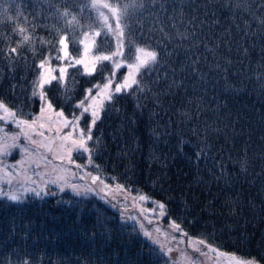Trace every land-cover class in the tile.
<instances>
[{
  "label": "trees",
  "instance_id": "16d2710c",
  "mask_svg": "<svg viewBox=\"0 0 264 264\" xmlns=\"http://www.w3.org/2000/svg\"><path fill=\"white\" fill-rule=\"evenodd\" d=\"M96 1L118 12L130 5L125 44L156 51L158 62L141 70L142 93L105 104L92 167L110 185L165 203L166 224L181 223L189 237L264 258V0H0V101L25 119L39 113L37 65L57 54L61 35L76 58L92 33L93 55L114 50ZM72 16L79 26L66 24ZM21 26L31 42L9 56ZM111 72L108 62L92 76L68 67L44 91L56 110L79 114L74 105ZM48 190L55 194L0 200V264H174L119 202Z\"/></svg>",
  "mask_w": 264,
  "mask_h": 264
},
{
  "label": "snow or ice",
  "instance_id": "6c2138e0",
  "mask_svg": "<svg viewBox=\"0 0 264 264\" xmlns=\"http://www.w3.org/2000/svg\"><path fill=\"white\" fill-rule=\"evenodd\" d=\"M130 5H123V8L118 12L115 8H112L108 4H104V8H110L112 15L115 17L116 25L115 29H112L111 25H108L109 31L115 37V48L109 53L97 52L91 56L89 61L87 57L89 56L90 49L87 44H84V51L80 58L71 56L69 53V37L61 35L57 44L59 47L55 48L56 55L54 57H45L41 60L37 68L40 70V75L36 81H34V89L32 96L38 98L41 102L40 113L30 119L23 118L24 114L20 109H11L4 102L0 101V132H4V135L0 137V200H7L12 203H23L27 198V194H33L36 197H41L42 193L46 195H54L55 193L48 190V185L58 186L59 192H65L66 188H70L71 191L78 196H87L90 193H95L100 196L101 199H105L112 189H115L118 196H114V199H120L125 204L128 200H131L133 204H139L140 215L147 220L148 224H153L155 222L156 231L158 233L163 232L162 224L166 216H168V210L165 203L157 202L153 198L149 197L147 194L136 192L133 193L131 188L125 185L115 184L110 185L106 181L109 178L102 177L99 171L93 174L90 171H86L89 166H94L92 162V156L95 153L96 147L99 144V138L93 137V130L100 119V113L104 110L106 103H111V101L118 95L123 94H134L135 92H143L144 87L140 83L138 77L142 76L141 70L152 71L153 65L158 62V53L156 51L150 50L146 47H133V41L129 40L127 45L125 44V32L124 28L129 26L122 23L127 16V9ZM143 7V4L139 5ZM93 7H96L93 4ZM163 7V6H161ZM19 15V14H18ZM62 16L67 17L69 13L64 11L61 13ZM103 15V13H101ZM9 20L14 18L9 16ZM105 24L108 23V17H104ZM79 26V22L76 16H72L71 20L66 21V24ZM264 23V21H261ZM18 32L21 36L20 43L16 47H11L7 51V55H19L18 49L24 44L31 42L30 35L26 34L27 29L25 27H18L13 30ZM59 34V29H57ZM87 35V33H85ZM100 35V33H96ZM105 36L108 35L107 32L104 33ZM73 43L76 41L73 40ZM45 43V41H41ZM80 43H83L81 41ZM127 47V54L125 53V48ZM60 53H63L61 55ZM51 59L64 62L62 66L57 68L46 69V65H50ZM131 61V62H129ZM105 62L112 65V72L106 77V82L103 84H95L92 88L87 89L85 96L74 105V109H80L79 114L75 112L65 115L63 109L56 112L57 117L61 121L62 127L52 128L49 126L45 128V123H39V127L36 125L39 121L44 118L46 109H53L51 101L48 100L47 95L44 91L46 85H50L52 81L63 80L67 72L68 67L82 66L83 74L92 76L97 71V66L101 68L104 66ZM91 65V66H90ZM125 69L126 74L123 75L122 79L117 82L116 75L121 70ZM47 72V75H46ZM53 72H58L59 76L51 75ZM103 75V72H101ZM49 76L51 77L49 79ZM95 92V95H93ZM19 113V115H18ZM88 117V122L81 126V120ZM51 125V121H46ZM8 124L13 125L19 129V132L15 135L8 136L5 128ZM63 129H69L68 132L62 134ZM47 131L48 135H45ZM23 137L25 143L20 144L19 141ZM51 137V139L49 138ZM59 140V152L53 154L51 159H49L50 153L54 152L53 145ZM11 141V143H9ZM70 141V145L66 148L65 145ZM36 146L32 148L31 146ZM44 149V153H40L39 149ZM18 150L21 155V159L14 163L5 160L8 156H11L13 151ZM74 153L79 156L87 155V164L81 165L76 163L73 159ZM65 155L67 156V163L74 165L78 170H84V175L90 177V185H77L72 183L68 177H75L77 172L72 171L71 168L65 166H54L51 170H47L49 164L53 160H59L61 165L64 162ZM199 156V154H197ZM34 165V168H33ZM95 167V166H94ZM37 169H42L41 171H36ZM29 170H32V175H29ZM33 176L39 178L40 183L43 187H32L31 185H36L37 180L33 179ZM80 179H84V176H80ZM103 193V195H101ZM149 204L152 207H147ZM115 206V204L113 205ZM129 219H134L129 216ZM141 230H143V235L145 237H150V232L144 230V225H140ZM169 228L171 233L165 232V236H170V242L177 240V235L181 238L178 243H183L184 237H188V244L192 247L193 251L206 255L207 253L212 254L214 264H264V258L257 259L255 257L245 256L238 253H225L220 251L218 248H213L207 244V242L202 238H191L181 227V223L175 220L169 219ZM153 244L159 245V251L161 256L167 257L176 264V258L171 257L173 249L165 244H161L159 240L153 239ZM203 246V247H201ZM168 264V260H166Z\"/></svg>",
  "mask_w": 264,
  "mask_h": 264
},
{
  "label": "rangeland",
  "instance_id": "374dc122",
  "mask_svg": "<svg viewBox=\"0 0 264 264\" xmlns=\"http://www.w3.org/2000/svg\"><path fill=\"white\" fill-rule=\"evenodd\" d=\"M95 4L98 7H101L100 10V14L103 13V15H101V22L103 24V27H105L106 29H108V25H111L112 29H114L115 25H116V20L115 17L112 15L110 8H104L103 4H101L100 2L96 1ZM99 12V11H98ZM108 17V23L107 25L105 24L104 21V17ZM110 34L112 33L111 31L109 32ZM96 35V34H95ZM94 33L92 34H88L86 37L83 36V39L81 41H83L82 43V49L84 48V44H87L89 46L90 49V53L89 56L87 57V59L90 61L91 60V56L93 55V51H94V44L98 38V36H95ZM114 41H115V37L113 36ZM116 44V41H115ZM69 51V50H68ZM83 54V53H82ZM64 62L60 61L57 63H54L52 60L50 62V65H46V69H50V68H57L59 66H62ZM91 66V65H90ZM55 72L51 73V75H55ZM119 74V75H118ZM126 74L125 69H121L117 75H116V81L119 82L123 75ZM47 75V72H46ZM51 77L49 76V79ZM104 82H106V78L103 80V82H99L97 84H103ZM47 86V85H46ZM93 95H95V92H93ZM56 112H58V110H56L54 107L53 109H46L45 114H44V118L38 122V124L36 125V127H39V123L44 122L45 123V128L47 129L49 126H51L52 128H60L62 127L61 125V121L60 119L57 117ZM40 113V111H39ZM38 113V114H39ZM2 114V113H0ZM35 114L34 116L38 115ZM101 115V113H100ZM33 116V117H34ZM50 120L51 121V125H49L48 123H46V121ZM88 120V119H87ZM81 126H83L82 121H81ZM0 127H3V125H0ZM5 131L7 133L8 136H12L15 135L19 132V129L14 127L11 124H8L7 127L5 128ZM69 129H63L62 130V134L68 132ZM94 131V130H93ZM4 135V132H0V137H2ZM45 135H48L47 131L45 132ZM51 139V137H49ZM9 143H11V141H9ZM20 144H24L25 141L23 139V137H21ZM59 140L57 139L56 143L53 145V149L54 152L48 154L49 155V159H51L53 154L58 153L60 150L58 148L59 146ZM70 145V141L68 142V144L65 145V151L66 148ZM32 148H35L36 146H31ZM40 153H44L45 150L44 149H39ZM21 159V155L19 154L18 150L13 151L11 156H8L5 160L6 163L11 162L14 163L17 160ZM73 159L76 161V163H79L81 165L87 164V160L88 157L87 155H83V156H79L76 155L74 153L73 155ZM65 166L68 168H71L72 171L77 172V175L75 177H71L69 176L68 179L72 182L75 183L77 185H81V186H85V185H90V177L84 175V170H78L75 168L74 165H70L67 163V156L65 155V159L63 164L61 165V162L59 160H53L51 164H49L48 169L47 170H51L52 167L54 166ZM34 168V165H33ZM42 169H37L36 171H41ZM86 171H90L93 174H96L97 172L95 171V169L92 166H89ZM29 175H32V170H29ZM80 176H84V179H80ZM33 179L37 180V184L36 185H31L32 187H43L44 185L42 183H40L39 178L36 176H33ZM56 187L57 189L58 186H54V185H48V188H53ZM66 192L71 191L70 188H66L65 189ZM73 193V192H72ZM91 194H95V193H91ZM28 195H33V194H27ZM96 195V194H95ZM101 195H103V193H101ZM119 194L116 193L115 189H112L108 196L104 199L106 202H119L122 209V212L126 215V216H131L134 219H131L132 222L139 228V230L143 233V230H141L140 225L143 224L144 225V230H147L150 232V237H146L148 239H157L160 241L161 244H165L169 247H171L173 249L172 253H171V257H175L176 258V264H214V260L212 258V254L211 253H207L206 255H202L201 253L195 252L193 251L192 247L188 244V237H184L183 243H178V241L181 239L179 237L178 234L177 235V240L176 241H171L170 242V236L166 237L165 236V232L169 233L170 235L173 234L171 233V229L169 228V224H166V217L163 220V224H162V228H163V232L158 233L155 229H156V224L155 222L153 224H148L147 220L144 219L143 216L140 215V205L139 204H133V202L131 200L127 201V204H125L122 200L120 199H114V196H118ZM100 197V196H99ZM147 207H152L151 204H149ZM203 247V246H201Z\"/></svg>",
  "mask_w": 264,
  "mask_h": 264
}]
</instances>
